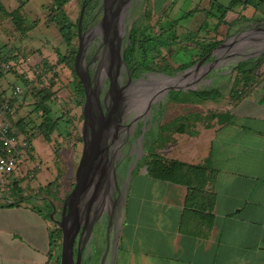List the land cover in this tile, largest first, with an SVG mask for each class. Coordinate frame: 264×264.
Listing matches in <instances>:
<instances>
[{"label": "crops", "instance_id": "1", "mask_svg": "<svg viewBox=\"0 0 264 264\" xmlns=\"http://www.w3.org/2000/svg\"><path fill=\"white\" fill-rule=\"evenodd\" d=\"M14 1L0 0L8 13L20 8ZM29 1H24L21 13L34 23L33 31L42 25V18L37 7L25 9ZM192 1L190 16H201L204 26L213 21L217 27V19L208 18L207 12L213 3L228 6L232 0H207L209 7L197 13L193 7L198 0ZM47 4L51 8L52 0ZM2 16L0 25L9 20ZM253 31L264 32V2L257 8H234L218 28L220 37L229 32L235 41L251 39ZM17 80L16 74L4 76L0 100L14 98L9 84ZM19 98L13 100L15 107ZM222 112L231 115L230 121L210 116L211 121L194 125L193 135L167 141L163 157L193 167L184 182L155 178L146 167L135 173L143 184L134 196L129 194L115 254L112 227L106 236L105 226H100L92 235L94 253L90 250L88 264H264V85ZM18 116L16 107L13 124ZM39 139L32 143L34 156L41 158L38 162L42 161ZM159 145L157 136L149 151L160 155ZM30 154L31 149L23 159ZM35 173L33 182L39 184L34 187H45L42 166ZM17 178V173H10L0 180V264H48L47 219L38 202L29 199L22 181L26 178ZM16 181L20 193L10 190Z\"/></svg>", "mask_w": 264, "mask_h": 264}, {"label": "rangeland", "instance_id": "2", "mask_svg": "<svg viewBox=\"0 0 264 264\" xmlns=\"http://www.w3.org/2000/svg\"><path fill=\"white\" fill-rule=\"evenodd\" d=\"M23 1L25 0H15V7L21 5ZM48 2L49 0H31L26 2L25 9L28 12L37 7V10H39L37 16L42 18V25L33 31L32 27L25 36L13 31L11 19L5 20L0 25V53L4 58L11 60L16 54L20 56L22 62H25L29 57L33 59L31 64L27 65L28 70L26 69L23 74L19 73L22 67L21 69L18 68V72L12 71L9 74H16L18 80L15 82H19L24 87V93L16 104L19 115L16 122L19 120L25 121L28 133L32 132L30 134L32 135L31 144L35 137L41 138L37 141V144L42 143V161L38 162L41 158L34 156L32 145L31 154L29 157H27L28 155L26 156L23 165L25 169H33V171L37 172L42 166V173L46 177V183L47 185L52 183V188L49 191L43 189L44 185H42V188H35L34 186L39 183L37 181L34 183L33 179L27 177L26 180L23 179L22 181L25 182L24 188L26 192L30 191L28 194L38 202L37 205L39 207L45 208L47 206L44 203L45 200L50 202L51 208H53L50 216H53L54 219H47V226L49 230H53L57 225L56 220L59 219L64 201L73 190L76 171L83 152V141H81V138L84 124V100L75 91L80 80L72 70L74 63L70 59L65 63H58V54L63 56L69 54L59 28L54 24H49L51 9L47 4ZM94 2L96 0H92V3ZM192 2V0H135L128 11L126 18L127 35L133 28L138 33L142 29L143 32L139 34V39L150 38L151 41L149 57L146 59V63L151 68L142 70L140 75L142 79L148 80L142 82L144 85L149 86L152 83L158 86L167 77H179L192 66L203 65L201 69L194 71L196 79L192 84L186 83L180 90L172 89L162 99L155 104L153 103L154 107L149 112L148 125L145 128L148 136L143 141L147 145L138 160L140 164L137 171L145 167L144 158L149 153V143L152 139L160 136L159 154L163 156L166 154L163 151L167 142L162 140H181L183 138L182 134L193 135V131H195L193 127L194 125L196 126L199 120L206 119L209 122L210 119L208 117L211 114L221 113L222 110H228L235 105L237 101L232 98L230 91L241 90L242 88L234 86L236 77L234 69L241 62L264 55V32L253 31L250 34L251 39L242 38L236 41L233 38V34L231 35L229 32H224L220 37L213 21L208 22L204 26L203 22H201L203 20L201 16L188 15ZM82 5L83 0H73L65 7V11L75 23L79 20ZM202 7H209L207 0L196 1V5L193 7L194 13L199 12ZM1 12L5 15L3 11ZM31 24L32 21L28 20L27 25L30 26ZM74 34L73 46L77 51L79 48L77 31L74 30ZM128 36L129 38L131 37L130 34ZM170 36L172 37L170 38ZM218 41L220 45L215 49L220 48L224 44L220 49L229 48V51L223 55L216 51L214 55H211L215 50L213 49L207 56H199L204 45ZM139 46L140 43L137 42L133 58L135 62L131 61V65L140 64L145 60L143 51ZM215 55L216 58H220V61L217 64L218 67L209 73L208 62H215ZM230 55L231 57L228 58ZM44 61L49 62L54 68H46ZM36 64L40 67L38 72ZM188 64L192 65L183 71H179V67ZM139 66L141 68V65ZM206 73L208 74L206 81H199L200 77H203ZM257 73L264 79V65ZM15 82L10 83L9 86L12 87ZM200 89H217L220 96L215 101H202L191 94ZM243 91V95L246 96L250 90ZM41 92L52 94L49 105L53 111V116L58 120V129L53 134L51 143L45 142L38 130L42 120L40 114L35 112V106L41 101ZM173 92H177V94ZM161 108H164V111L159 114ZM129 110L131 112L128 116L130 122L143 113L141 110ZM143 118L144 116L141 119L139 118L136 126L129 127L131 135L129 134L128 137L132 136L135 142L144 125ZM182 125H184V131L181 133L178 129ZM164 126L165 128H163ZM37 146L40 149V144ZM21 175L23 174L19 172L17 179L24 178ZM26 181L28 182L26 183ZM139 184L143 183L138 178H134L131 186V196H134ZM12 187H10V190H13ZM41 189L43 190L41 191ZM2 193L0 192V194ZM85 245L84 241L82 243V263L88 264L86 260L90 256L92 244L86 250Z\"/></svg>", "mask_w": 264, "mask_h": 264}, {"label": "flooded vegetation", "instance_id": "3", "mask_svg": "<svg viewBox=\"0 0 264 264\" xmlns=\"http://www.w3.org/2000/svg\"><path fill=\"white\" fill-rule=\"evenodd\" d=\"M133 1L135 0H99V2L96 0L94 3L90 0L88 3L83 2L81 11L84 8V14L81 23L80 16L77 22L79 46L80 44L84 46L83 57L78 66V72L87 80L91 93L96 96V100L102 108L104 116H109V123L102 144L105 172L100 190L96 194V199L92 202V208L88 210L86 204L82 207L83 224L76 241L75 260L78 257V247L84 241L86 243L85 250L89 249L92 243L90 250L91 253H94L92 235L93 233L95 235L98 227L100 228V226L104 225L105 235H110L109 217L113 214L115 206L121 201L120 198L123 195L128 170L133 167L134 172L139 170L140 162L138 163V160L141 154L144 153L143 150H145V146L147 145L143 141L147 136L145 128L148 125L149 112L154 107V104L167 93H164L165 87L173 83L172 78H166L163 80L165 83L159 88H157V84L152 83L146 86L142 82L148 80L142 79L134 70H129L125 49L128 38L126 33V18ZM90 3H92L95 9L87 12ZM105 13H108V20L106 26L103 27L102 20ZM227 51H229V48L225 50L222 48L219 50V54L223 55ZM218 59L216 62L215 55V62H208L209 73L218 67L217 64L220 58L218 57ZM196 66L197 69L203 67L202 64ZM194 71L188 76H183L184 80L178 82L176 87L182 88L186 83L192 84L196 79ZM207 73L203 77H200L199 81L205 82ZM181 77L179 76L178 79ZM144 92L145 97L143 98ZM151 103L152 107L147 110L148 105ZM129 109L141 110L143 113L130 122L128 120V116L131 114ZM142 116H144V125L135 142L132 136L128 137L130 134L129 127L136 126L139 118L141 119ZM143 132L145 136L140 142L139 139ZM91 133L92 129L89 128L88 136ZM90 203L89 201L88 204ZM62 212L63 208L58 220L62 219ZM99 216H102L100 222L103 225L100 223L91 234V223L94 221V218Z\"/></svg>", "mask_w": 264, "mask_h": 264}, {"label": "trees", "instance_id": "4", "mask_svg": "<svg viewBox=\"0 0 264 264\" xmlns=\"http://www.w3.org/2000/svg\"><path fill=\"white\" fill-rule=\"evenodd\" d=\"M73 0H52L51 5V11H50V19L49 24H54L59 28V31L61 33V36L63 37L64 41L66 42L68 54L67 56H63L58 54V63L62 64L68 61V59L71 60L72 63L75 61V55L77 51L74 48V30L77 31V23H75L68 13L65 11V7L72 2ZM90 0H83L84 3H88ZM264 0H232L228 6H222L218 3H213L212 8L210 11L207 12L208 18H215L218 21L216 31L218 30L219 26L223 23H225V17L226 14L233 10L234 8L238 6L246 7L248 5L253 7H258L261 3H263ZM24 1L20 5V8L14 10L11 13H8L5 8L2 6L0 2V14L3 11L5 15L3 14L2 17L4 19H11L12 23L14 25V32L20 33L22 36H25L26 33L34 26V23H32L30 26L27 25L28 20L22 15L21 8ZM95 7L92 6V3L89 4V8L87 12L90 10L93 11ZM192 13H188L190 16ZM143 32V30H140ZM138 31L136 32L133 28V30L128 33L130 34V38L128 36L127 42L125 45L126 49V57H127V64L129 66L130 70H134L135 73L139 76L142 73V70L150 69L151 67L146 63L147 57H149V46H150V38L146 39H139V34L141 33ZM168 32V31H167ZM163 34V33H162ZM173 36V35H172ZM170 36V38L172 37ZM137 42L140 43L139 48L143 51L144 54V61L140 64L135 63L134 65H131V61H134V53H135V47ZM218 45H220V42H214L211 44L204 45L203 50L200 53V57L207 56L213 49H215ZM7 59V58H6ZM20 59L19 55H14L12 60L16 63V66L13 69V72H18V68L22 65V61ZM8 61H12L11 59H7ZM19 60V61H18ZM194 63V62H193ZM192 63V64H193ZM192 64H188L185 66L179 67V71H183L186 68L190 67ZM20 65V66H19ZM141 65V68L140 66ZM264 65V55L261 57H256L254 59H250L245 62L239 63L236 68L234 69L236 72L235 82L234 86H240L241 90H231V96L235 99V101L240 102L245 96L243 95V90H250L248 93L254 92L257 88L264 85V79L259 76L257 73L259 69ZM44 66L46 68H54L53 65H50L49 62L44 61ZM144 67V68H143ZM73 72H75L74 66L72 67ZM5 74L0 71V82L4 78ZM76 94L83 98L84 97V88L80 81H78V85L75 89ZM177 94L176 92H173ZM41 101L35 106V112L40 114V118L42 120L41 124L38 126V130L40 132V136L43 137L44 141L47 143H51L53 134L58 129V120L53 116V111L49 105V102L52 99V94L49 92H41ZM192 96H196L197 99H200L202 101H215L220 96L219 90L217 89H200L198 91H195L191 93ZM10 100L14 103V98L12 99H3ZM0 100V101H3ZM164 111V108L160 109L159 114H162ZM218 118L220 122L224 121H230L231 115H224L221 113H213L211 114L210 118ZM14 127L17 131V133L23 137H30L32 138V132L30 134L28 133V129L26 128L27 125L24 120H19L18 122L14 123ZM165 128V126H164ZM168 130V129H166ZM179 132L184 131V125H182L179 129ZM148 136V135H147ZM81 141L82 138H81ZM167 142V140H162ZM148 155L145 156L144 162L145 167L148 169V174L151 176H154L155 178H160L163 180H176L177 182H184L189 174L191 173V170L193 169L192 166L188 164H184L178 161L173 160H167L163 156L158 155L156 152L151 153V151L148 150ZM28 153V152H27ZM4 155V150L2 148V145L0 143V157ZM135 176V175H134ZM12 184L13 187H12ZM12 187V189L15 192L20 193L21 189L19 187V182L11 183L9 185ZM52 188V183L48 184L43 189L45 191H49V189ZM41 189V191L43 190ZM28 199V198H27ZM29 199H32V197H29ZM44 203L47 205L45 208H42L39 210V212L42 213V215L46 219L52 218L50 216V213H52L53 208H51L50 202L48 200H45ZM49 236H50V253H49V263L48 264H60V252H61V246H62V230L56 225L53 230H49ZM55 258V259H54ZM54 259V261H53ZM53 261V262H52Z\"/></svg>", "mask_w": 264, "mask_h": 264}, {"label": "water", "instance_id": "5", "mask_svg": "<svg viewBox=\"0 0 264 264\" xmlns=\"http://www.w3.org/2000/svg\"><path fill=\"white\" fill-rule=\"evenodd\" d=\"M84 14V8L82 9L80 15V23ZM107 15L105 13L104 19L102 20V26L107 24ZM107 31V30H105ZM233 43V42H232ZM222 44L220 48L223 46ZM220 48L215 49L211 55H214L216 51L219 53ZM84 52V46L80 44L79 49L75 56L74 68L75 72L82 82L85 99L83 104V152L81 155V160L79 162L75 184L71 193L67 196L63 205L62 219L56 220L58 227L62 230V246L60 252V264H83L82 255H83V246L80 243L78 247V257L75 260V246L76 241L79 236V232L82 228V207L84 204L87 205L88 210L92 208V202L96 199V194L100 190L102 179L104 176V158L102 144L106 136V130L109 123V116H104L102 108L98 105L96 96L91 93L89 84L87 80L78 72V66L82 60ZM216 58V62L218 61ZM200 65V64H199ZM197 69V66H192L191 68L184 71V76H188L194 70ZM181 75V76H183ZM167 78H178V77H167ZM180 90L182 88L170 87V90ZM167 91V92H168ZM177 93V92H176ZM152 107V103L148 105L147 110ZM92 129V133L88 136V129ZM145 133L143 132L140 136V142L142 141ZM134 167L128 170L127 178L125 181L123 195L120 198V203L115 206L113 214L109 217V226L113 229V246L112 253L113 255L116 252L117 244L119 240V235L121 232L122 223L124 220L127 202L130 194L131 185L134 179ZM91 202L88 204V202ZM54 219V217L52 216ZM102 216L94 218V221L91 223V234L95 227L101 223L100 219ZM101 225H103L101 223ZM104 226V225H103ZM108 248V247H107Z\"/></svg>", "mask_w": 264, "mask_h": 264}, {"label": "built area", "instance_id": "6", "mask_svg": "<svg viewBox=\"0 0 264 264\" xmlns=\"http://www.w3.org/2000/svg\"><path fill=\"white\" fill-rule=\"evenodd\" d=\"M32 60L29 57L25 62H22L20 74L26 72L27 65L31 64ZM15 66V62L8 61L0 53V71L2 73L5 75L11 73ZM38 68L40 67L36 64L37 72ZM11 92L14 98H19L24 93V87L20 83H14L11 87ZM15 111L16 107L12 101H0V143L4 150V155L0 157V180L10 173L19 174V172L23 174L21 176L24 178L33 179L36 176L33 169H25L23 165V157L30 151L32 144L30 137L26 138L17 133L11 120V117L15 115Z\"/></svg>", "mask_w": 264, "mask_h": 264}, {"label": "bare ground", "instance_id": "7", "mask_svg": "<svg viewBox=\"0 0 264 264\" xmlns=\"http://www.w3.org/2000/svg\"><path fill=\"white\" fill-rule=\"evenodd\" d=\"M115 14H116V12H115ZM184 76V75H183ZM183 76L181 77V78H175V79H172V81H173V83H171V85H169V86H166L165 87V90H164V93H166L167 91H168V89L170 88V87H176L177 85H178V82H180L181 80H184V78H183ZM160 79H162V78H160ZM165 79V78H164ZM165 83V81H161V83H160V85H156L158 88L160 87V86H162V84H164ZM146 88V87H145ZM136 90V89H135ZM137 92V91H136ZM145 93V92H144ZM132 95V94H131ZM138 97V96H137Z\"/></svg>", "mask_w": 264, "mask_h": 264}]
</instances>
